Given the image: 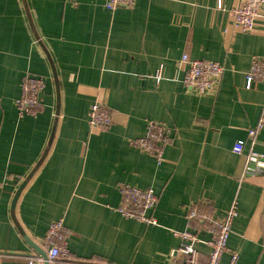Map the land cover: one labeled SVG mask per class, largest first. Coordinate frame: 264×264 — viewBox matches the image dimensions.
Instances as JSON below:
<instances>
[{"label": "crops", "instance_id": "0c3cea01", "mask_svg": "<svg viewBox=\"0 0 264 264\" xmlns=\"http://www.w3.org/2000/svg\"><path fill=\"white\" fill-rule=\"evenodd\" d=\"M107 1L26 0L55 77L23 1L0 0V264H27L37 253L23 236L44 248L58 220L71 231L78 260L172 264L180 243L173 231L186 230L188 208L221 220L234 201L228 247L238 264H264V174L247 161L251 150L264 156V129L253 148L248 135L259 121L264 84L248 88L246 80L253 57L264 59V21L252 33L237 32L228 11L239 0H135L132 9L115 11ZM184 55L225 67L216 94L185 87ZM26 74L45 80L44 109L35 118L20 117L15 106ZM96 102L112 114L106 129L89 126ZM56 119L48 154L13 210ZM148 122L172 130L161 164L131 143ZM238 141L242 155L232 151ZM123 185L154 191L158 204L149 215L157 225L119 212ZM197 249L205 261L208 247ZM228 260L226 253L221 264Z\"/></svg>", "mask_w": 264, "mask_h": 264}, {"label": "built area", "instance_id": "2783aa9c", "mask_svg": "<svg viewBox=\"0 0 264 264\" xmlns=\"http://www.w3.org/2000/svg\"><path fill=\"white\" fill-rule=\"evenodd\" d=\"M135 0H108L106 8L115 11L118 8L132 9ZM264 0H239V4L230 9L228 14L237 32L252 33L256 30L258 21H264ZM218 8H222L219 3ZM186 66L183 83L186 88L193 90L197 95H213L219 90L225 67L212 60H195L187 55L181 59ZM157 78H161L159 75ZM247 87L254 83L264 84V59L253 57L252 66L246 74ZM45 89L43 76L26 74L21 84V95L15 101L20 117H37L44 109L41 94ZM88 123L92 130H102L112 124V114L99 102L94 103L89 111ZM264 129V103L257 125L249 130L252 148L255 145L257 133ZM172 130L157 122H148L143 137L131 141L132 145L152 155L161 164L165 148L169 145ZM233 153L242 155L245 143L238 141L232 149ZM249 164L254 161L256 175L264 174V156L251 150L247 156ZM119 212L127 218L135 219L147 225H157L156 219L149 212L158 204V197L153 190H143L131 186L121 187ZM237 201H234L221 220L213 219L212 213L202 211L197 205L188 208L186 219L187 228L184 231H173L179 239V246L171 253L172 264H221L224 254L228 253L227 264H238L239 254L228 247L232 225L237 217ZM200 233L209 235L204 239ZM71 231L62 220L50 224L44 239V251L49 264H99L93 261H83L74 258L69 249ZM199 244L208 247L209 252L205 261L197 249ZM27 264H45V260L38 254L27 257Z\"/></svg>", "mask_w": 264, "mask_h": 264}, {"label": "water", "instance_id": "95a60500", "mask_svg": "<svg viewBox=\"0 0 264 264\" xmlns=\"http://www.w3.org/2000/svg\"><path fill=\"white\" fill-rule=\"evenodd\" d=\"M23 1V4H24V7L27 11V16H28V19H29V24H30V27H31V30L32 32L34 33V36L36 37L38 43L40 44L41 48L43 49L44 53L46 54L47 58L49 59L50 63H51V66L53 68V71H54V75L55 77L56 76V71L54 69V62L52 61V58L47 50V48L45 47L44 43L40 40L39 38V35L37 34L36 30H35V27H34V24H33V21H32V18H31V15L28 11V6H27V3H26V0H22ZM57 86V102L59 100V93H58V84L56 85ZM59 105V104H58ZM56 127H57V119L54 123V126H53V131H52V134L50 136V143L48 144V146L46 147V150L44 152V155L42 156V158L40 159V161L38 162L37 166L35 167V170L33 171V173L25 180L23 181V183L20 185V187L18 188L15 196H14V199H13V205H12V208L13 210H15V206H16V203L22 193V191L24 190V188L26 187V185L28 184V182L30 181V179L32 178V176L34 175V173L38 170V168L41 166V164L43 163L44 159L46 158L47 154H48V150H49V147H50V144H51V141L52 139L54 138V133L56 131ZM250 167V170L254 169L255 167V163L254 161H252V163L249 165ZM24 239L26 240V242L29 244V246L36 252L38 253L44 260H45V264H49L48 260H47V254L46 252L44 251V249H42L41 247H38L31 239H29L26 235L23 236Z\"/></svg>", "mask_w": 264, "mask_h": 264}, {"label": "bare ground", "instance_id": "6f19581e", "mask_svg": "<svg viewBox=\"0 0 264 264\" xmlns=\"http://www.w3.org/2000/svg\"><path fill=\"white\" fill-rule=\"evenodd\" d=\"M38 254V253H37ZM39 255V254H38Z\"/></svg>", "mask_w": 264, "mask_h": 264}, {"label": "rangeland", "instance_id": "374dc122", "mask_svg": "<svg viewBox=\"0 0 264 264\" xmlns=\"http://www.w3.org/2000/svg\"><path fill=\"white\" fill-rule=\"evenodd\" d=\"M42 99V98H41ZM42 101V100H41Z\"/></svg>", "mask_w": 264, "mask_h": 264}, {"label": "trees", "instance_id": "16d2710c", "mask_svg": "<svg viewBox=\"0 0 264 264\" xmlns=\"http://www.w3.org/2000/svg\"><path fill=\"white\" fill-rule=\"evenodd\" d=\"M209 213V212H208Z\"/></svg>", "mask_w": 264, "mask_h": 264}]
</instances>
